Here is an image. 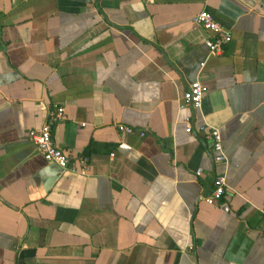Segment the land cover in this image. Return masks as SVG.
Listing matches in <instances>:
<instances>
[{
    "label": "crops",
    "instance_id": "1",
    "mask_svg": "<svg viewBox=\"0 0 264 264\" xmlns=\"http://www.w3.org/2000/svg\"><path fill=\"white\" fill-rule=\"evenodd\" d=\"M58 106L54 142L86 173L29 137ZM0 264H264V0H0Z\"/></svg>",
    "mask_w": 264,
    "mask_h": 264
},
{
    "label": "built area",
    "instance_id": "2",
    "mask_svg": "<svg viewBox=\"0 0 264 264\" xmlns=\"http://www.w3.org/2000/svg\"><path fill=\"white\" fill-rule=\"evenodd\" d=\"M194 23L209 31L212 36L206 40L205 44L209 49L210 54H222L224 47L231 42L232 34L227 30L220 22H218L214 16L207 10L201 11L193 18ZM204 65V64H203ZM207 92L206 87L201 83L199 79L192 82L189 88L184 92L182 97L181 108L193 107L200 110L203 105L205 94ZM65 119V108L58 106L55 110H51L48 113V120L39 128L31 130L29 137L36 146L38 152L48 162L56 164L62 170H71L73 172L86 173L89 170V158L84 157L79 162L82 168H79L78 163H73L70 154L59 148L53 139V126L58 122ZM118 129L122 133L134 134L135 129L120 124ZM202 131H207L208 137L212 141V148L214 150V162L216 165H223L226 170L228 165V156L226 154L223 137L218 128L210 127L208 125H202L200 127ZM187 132L192 133L193 127L190 123H187ZM145 135L144 132L141 133ZM229 189L227 174L224 171L223 174L216 176L214 181L213 192L205 198L210 204L219 202Z\"/></svg>",
    "mask_w": 264,
    "mask_h": 264
}]
</instances>
